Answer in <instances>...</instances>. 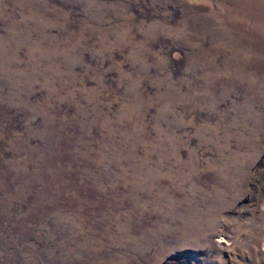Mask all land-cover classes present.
<instances>
[{
    "label": "rangeland",
    "instance_id": "obj_1",
    "mask_svg": "<svg viewBox=\"0 0 264 264\" xmlns=\"http://www.w3.org/2000/svg\"><path fill=\"white\" fill-rule=\"evenodd\" d=\"M0 202V264H264V0H0Z\"/></svg>",
    "mask_w": 264,
    "mask_h": 264
},
{
    "label": "trees",
    "instance_id": "obj_2",
    "mask_svg": "<svg viewBox=\"0 0 264 264\" xmlns=\"http://www.w3.org/2000/svg\"><path fill=\"white\" fill-rule=\"evenodd\" d=\"M15 205H7L4 202H0V219L3 220L5 219V217L12 215L13 212H11V209L14 207ZM16 222H18V220H16ZM16 222H10V223H6L7 227L15 229L17 232V227L15 226ZM23 227L26 228L27 227V222L24 221L23 223ZM2 228V227H1ZM25 233H27V231L25 230Z\"/></svg>",
    "mask_w": 264,
    "mask_h": 264
}]
</instances>
